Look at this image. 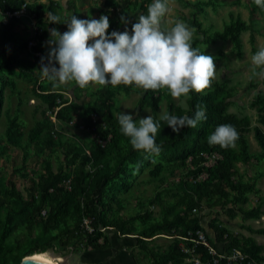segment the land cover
<instances>
[{
  "label": "trees",
  "instance_id": "16d2710c",
  "mask_svg": "<svg viewBox=\"0 0 264 264\" xmlns=\"http://www.w3.org/2000/svg\"><path fill=\"white\" fill-rule=\"evenodd\" d=\"M150 0H133L124 5L119 0H103L98 9L99 16L106 15L110 21L108 30L116 31L122 27L121 15L129 19L130 10L139 6L145 9V2ZM201 9L202 0H182ZM23 0H0L3 8H16ZM8 6H5L7 5ZM59 3L50 0L48 3L31 2L29 7L37 13V23L42 28V33L37 37V43L33 47L41 50L42 56L47 57L48 49L42 44L48 29L52 24L46 20L51 12L57 15ZM257 6H251L250 17H255ZM197 27L203 37L194 36L193 47L199 48L205 55H211L199 44L201 38L205 42H215L218 39H230L238 55L242 54L241 32L251 27L240 15L233 16L223 29L207 31L201 27L196 19L191 21ZM21 26L28 33V26L23 19L12 17L6 23L0 22V38L13 41L11 50L6 55L0 56V119L3 113L5 87L12 85L9 77H1L10 66L24 62L19 55L26 50L29 35H22L15 31ZM131 32V30H129ZM213 56V55H211ZM214 57V56H213ZM41 57H37V69L41 66ZM47 61H45L46 63ZM31 74L34 93L45 103L46 109H54L59 106L56 116L64 115L63 110L79 108L86 128L95 134V140L90 143L78 139H66L58 141L63 156V166L53 170L51 163L44 159V171L31 182L24 195L11 179L0 177V264L18 263L21 258L32 255L35 252L52 250L59 252L60 246L71 245L73 252L82 246L103 250L108 246V239L103 228H111L119 233L120 237L132 234L133 225L118 213L121 208L119 200L115 196L117 190H127L130 182L127 178L134 168L143 169L151 166L149 174L159 176L163 163L168 162L175 167H187L188 170L172 187L163 188L164 192L174 196L175 200L162 197V191H156L149 204H157L163 210L160 217H153L147 209L136 214V219L142 223L136 233V243L151 257L153 264H179L188 253L184 252L179 241L194 247V251L201 255L204 264H228L225 260L213 263L207 248L197 241L196 231H204L201 223L202 215L192 212L193 208L206 207L225 208L234 206L243 218H259L264 214V195H257L256 184L259 175L247 179L240 178L238 162L244 165L258 163L264 160V130L260 126H251L249 116H239L228 110L229 98L233 96V89L226 87L224 83L213 81L210 89L203 95L192 93L191 99L186 100L183 106L176 103L166 93V111L170 115L189 117L194 116L197 106L203 107L206 119L200 121L195 128L184 127L181 131L173 133L160 116L153 112L152 117L160 122L161 129L156 136V143L162 146V152L158 156L159 162L153 163L154 157H146L143 152L132 148L129 138L124 136L118 125V115L113 113L112 101L116 89L125 90L131 87L123 85L113 88L111 85L99 89L97 98L91 103H77L72 98L68 99L61 91V87H54L51 82L45 83L40 78L39 71L33 66L26 70ZM164 91H147L138 100L140 108L145 105L155 111L159 105ZM255 104L258 108V119L264 123V93L257 90L254 93ZM92 113H96L98 119L93 121ZM231 124L239 133L235 147L222 149L218 145L210 146L208 136L218 125ZM53 121L44 113L30 128L27 140L23 144V157L28 154L27 148L32 145L33 154L37 158L44 151L48 155L57 145L52 130ZM253 134L261 149L250 151L249 133ZM44 133V135H43ZM23 132L16 115L8 116L7 127L0 136V154L8 148V144L21 145ZM104 141V144L97 140ZM215 151L220 155L212 165L203 164L205 152ZM203 174V175H202ZM69 180L68 188L64 181ZM254 192L259 202L256 206L245 207L248 202V193ZM44 210V213L42 212ZM91 219L93 227L91 232L81 226L83 218ZM25 224L29 231H33L36 224L39 230L29 239V246L24 253L11 257L12 251L8 247L7 240L14 230ZM213 237L206 239L218 251L228 252L233 247H238L248 253L249 257L258 258L263 245L258 244L253 237L238 236L233 231L222 226L216 219L209 223ZM191 231V234L188 233ZM258 232L264 233V227ZM158 234L172 235L175 240L166 250H154L149 246L150 241ZM101 239V240H100ZM222 244L220 250L217 244Z\"/></svg>",
  "mask_w": 264,
  "mask_h": 264
},
{
  "label": "rangeland",
  "instance_id": "374dc122",
  "mask_svg": "<svg viewBox=\"0 0 264 264\" xmlns=\"http://www.w3.org/2000/svg\"><path fill=\"white\" fill-rule=\"evenodd\" d=\"M16 1V0H15ZM27 2H44L48 3L50 0H23ZM59 6L57 8V15L61 17L64 22L72 15H76L80 19L95 18L99 19L98 9L101 7L102 0H57ZM122 5L133 0H119ZM141 1V0H138ZM193 1V0H191ZM195 1V0H194ZM153 0L146 1L145 9H141L138 5L130 10L129 23L118 28L116 31L123 32L125 27L131 30V24L136 22L139 15L147 14V7ZM252 0H202L200 4L201 9L194 8L192 5L185 3L182 0H169V12L164 18V27H171L177 20L184 21L191 29L194 30V36L203 37L198 28L193 26L191 21L196 19L201 23V27L207 31L221 30L225 23L231 19V15H240L251 27L241 32L242 40V54L238 55L233 43L230 39H218L215 42H205L201 38L199 44L206 49L215 58V65L217 68L216 79L224 83L226 87L233 89V96L229 98L228 110L235 114L242 116L247 115L251 120V126L258 125L264 130V123L260 122L258 117V108L255 104L254 93L261 90L264 93V79L253 77L250 79L252 64L251 57L262 47H264V10L256 8L255 17L251 19L250 12ZM73 6V8H71ZM48 20V16H46ZM22 30V27H18ZM50 28H56L59 32L66 31V25L52 24ZM24 31V30H23ZM111 33V30H107ZM22 35H28L27 31ZM49 39V31L46 37L42 40V44L47 47L46 41ZM7 42L9 45L13 43L11 40H2L0 38V47ZM37 57L33 54V50L27 48L20 55L19 58L24 61L15 63L10 66V69L5 73H1V77H9L13 80V84L5 87L3 113L0 119V136L3 135L7 123L8 116L16 115L21 125L23 138L21 145L8 144V148L3 154H0V177L4 179H11L16 187L26 195L27 188L31 182V178H36L37 175L44 170V159L51 163L53 170H57L63 166V156L58 141L66 139H78L80 141L90 143L95 140L93 134L86 128L82 111L79 108H70L63 110L64 115L56 116L53 121L54 127L52 134L57 141V145L53 152L49 155L46 151L43 152L39 158L34 156L33 147L27 148L29 151L27 156L23 157V144L27 140V135L34 123L41 119L44 113L47 114L49 109H46L45 103L34 93L32 88L31 74L26 70L33 66L37 71ZM45 83L49 82L44 80ZM63 95L67 98H72L77 103H91L97 98V94L101 87L91 86L86 89H80L74 84L60 86ZM119 87V86H118ZM166 93L161 97L159 105L155 111L151 107L145 105L140 108L138 100L142 96L140 90H134L132 87L129 90L117 88L112 99L114 102L113 113L118 115L120 112L132 114L133 119L137 122L139 118L153 114L155 112L158 116L166 111L167 98ZM174 100V99H173ZM183 106L186 105V100H174ZM44 135V133H43ZM250 141V151L256 152L261 149L257 140L254 137L253 130L248 135ZM156 162H159V157H154ZM162 171L159 176H151L149 170L151 166H146L143 169L134 168L131 175L127 178L130 182V188L127 190L115 191V196L121 204L118 213L134 227L132 234L122 237L120 249L125 251L133 258L136 264H153L151 257L147 252L142 250L136 243V233L141 227L142 223L136 219V214L146 209L152 213L153 217H160L163 210L157 204H149L154 197L156 191H162V197L166 199L175 200L174 196L164 192L163 188L172 187L183 174L188 170L187 167H175L174 165L164 162ZM240 178L247 179L254 175H259L257 181V195H264V160L258 163H250L244 165L241 162L237 163ZM254 192L248 193V202L245 207L256 206L259 202L258 196ZM264 206V205H263ZM193 213L202 215V225L204 227L203 233L207 237H213V232L210 228V221L216 219L220 224L230 231H233L238 236L253 237L258 244L263 245L260 257L252 258L256 262L264 258V233L258 232L264 227V215L259 218H243V216L236 210L234 206H226L225 208H196ZM39 230L38 224L29 231L25 224L20 225L9 236L7 243L8 247L13 250L11 257L18 256L24 253L27 246H29V239L37 234ZM104 234L112 231L119 236V233L111 228H104ZM175 240L172 235L158 234L154 236L148 244L154 250H166L169 245ZM179 244H183L189 248L188 256L185 257L179 264H196L194 259L199 258L200 263L204 264L201 255L194 251V247L180 240ZM218 248L222 250V244H217ZM93 249L82 246L79 250L73 252L71 245L60 246L59 252L54 253L56 256H64L68 260V264H97V261L91 254ZM242 250V249H241ZM52 250H47V252ZM246 255L244 250H242ZM126 257V256H124ZM249 257V255H248ZM126 259V258H123ZM90 260V262H89ZM98 260V259H97ZM99 262V261H98ZM228 264H247L244 260L233 261Z\"/></svg>",
  "mask_w": 264,
  "mask_h": 264
},
{
  "label": "clouds",
  "instance_id": "9594fccd",
  "mask_svg": "<svg viewBox=\"0 0 264 264\" xmlns=\"http://www.w3.org/2000/svg\"><path fill=\"white\" fill-rule=\"evenodd\" d=\"M194 2V0H193ZM264 10V0H252ZM169 12V0H153L147 14H141L131 24V32L108 33L110 21L106 15L99 19H80L72 15L62 22L59 15L48 13L49 24H65L66 31L50 28L46 41L49 51L41 57L37 69L42 80L54 87L74 84L80 89L93 85L113 88L123 85L140 90L167 92L174 100H189L192 93L203 95L216 79L215 58L193 47L194 30L184 21L177 20L164 27ZM121 23L129 21L125 15ZM251 76L264 79V47L251 57ZM120 132L129 138L132 148L146 157H158L162 146L156 143L160 122L151 115L134 120L132 114L118 113ZM206 119L203 107L198 105L194 116H176L167 112L160 116L173 133L184 127H197ZM239 133L231 124L218 125L208 136L210 146L222 149L235 147ZM156 162L155 159L152 160Z\"/></svg>",
  "mask_w": 264,
  "mask_h": 264
},
{
  "label": "built area",
  "instance_id": "2783aa9c",
  "mask_svg": "<svg viewBox=\"0 0 264 264\" xmlns=\"http://www.w3.org/2000/svg\"><path fill=\"white\" fill-rule=\"evenodd\" d=\"M29 3L27 1H23L19 7L16 8H3L0 5V22L6 23L10 18L12 17H17L20 19H23V22H25L28 26V33H29V39L27 42V47L31 50H33V54L38 57H43L42 56V51L41 50H35L33 47L37 43V37L42 33V28L41 26L37 23V13L35 9H31L29 7ZM5 6H8L5 5ZM45 61L46 57H45ZM68 99H71L68 98ZM59 106L54 107V109H50L47 111L48 117L54 121L56 120V112L58 110ZM92 119L93 121L98 119V116L96 113H92ZM98 143L104 144V141L102 140H97ZM204 156V161L203 164L209 166L212 165L216 159L220 158V155L215 152H205L203 153ZM203 175V174H202ZM65 185L69 188V180L64 181ZM196 208H193V211H195ZM44 213V210L42 211ZM91 219L88 217H84L81 226L84 228V230H87L88 232H91L93 230V227L90 223ZM104 230V228H103ZM189 234H191V231H188ZM197 235V241H200L205 245L207 248V252L211 256L212 262L213 263H218L220 260H225L227 263H232L233 261H241L244 260L245 263L247 264H264V258L259 259L257 262L248 257L241 248L238 247H233L230 251L224 252V251H218L215 247H213L211 244L206 239L205 234L201 230L196 231ZM101 240V239H100ZM181 248L183 249L184 252H189V248L186 247L185 245L181 244ZM195 263L198 264L200 263L199 258L194 259Z\"/></svg>",
  "mask_w": 264,
  "mask_h": 264
},
{
  "label": "crops",
  "instance_id": "0c3cea01",
  "mask_svg": "<svg viewBox=\"0 0 264 264\" xmlns=\"http://www.w3.org/2000/svg\"><path fill=\"white\" fill-rule=\"evenodd\" d=\"M71 8H73V6ZM15 31L19 32L20 34L25 33L23 29L21 30L18 27L15 28ZM10 46L11 45L5 42L4 45L0 47V56L6 55V53L9 50H11ZM256 187H257V184H256ZM262 208L264 210V206ZM106 238L108 239V246L105 249L103 250L93 249L91 251V254L94 256L93 258L97 261V264H136L132 257H130L125 251H121L120 249L121 242H123L124 238L116 235L115 233H112V231L106 233ZM123 258H126V259H123Z\"/></svg>",
  "mask_w": 264,
  "mask_h": 264
},
{
  "label": "bare ground",
  "instance_id": "6f19581e",
  "mask_svg": "<svg viewBox=\"0 0 264 264\" xmlns=\"http://www.w3.org/2000/svg\"><path fill=\"white\" fill-rule=\"evenodd\" d=\"M25 257V256H24ZM29 257H35V258H42L39 259L42 262L48 263V264H63V257L62 256H56L54 253H49L47 251L45 252H35L32 255H29Z\"/></svg>",
  "mask_w": 264,
  "mask_h": 264
},
{
  "label": "water",
  "instance_id": "95a60500",
  "mask_svg": "<svg viewBox=\"0 0 264 264\" xmlns=\"http://www.w3.org/2000/svg\"><path fill=\"white\" fill-rule=\"evenodd\" d=\"M49 253H54L53 251H49ZM63 257V261L62 263L63 264H68V260L66 257L62 256ZM13 264H48V263H45V262H42L41 260L35 258V257H29V255L21 258V260L18 262V263H13Z\"/></svg>",
  "mask_w": 264,
  "mask_h": 264
},
{
  "label": "snow or ice",
  "instance_id": "6c2138e0",
  "mask_svg": "<svg viewBox=\"0 0 264 264\" xmlns=\"http://www.w3.org/2000/svg\"><path fill=\"white\" fill-rule=\"evenodd\" d=\"M38 259H42V258H38Z\"/></svg>",
  "mask_w": 264,
  "mask_h": 264
}]
</instances>
